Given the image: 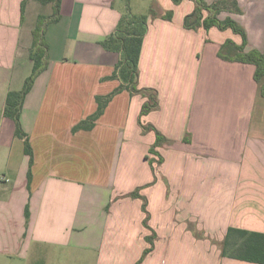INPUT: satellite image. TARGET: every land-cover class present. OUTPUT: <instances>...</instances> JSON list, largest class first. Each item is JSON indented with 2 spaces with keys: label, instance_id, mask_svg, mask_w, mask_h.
Here are the masks:
<instances>
[{
  "label": "crops",
  "instance_id": "obj_1",
  "mask_svg": "<svg viewBox=\"0 0 264 264\" xmlns=\"http://www.w3.org/2000/svg\"><path fill=\"white\" fill-rule=\"evenodd\" d=\"M23 1L0 0V264H261L237 258L229 231L264 233V78L226 57L264 51V0H203L229 5L218 18L246 42L231 27H187L195 0H62L21 113L32 167L5 106L32 72L37 18L54 7ZM142 16L137 86L156 106L142 114L150 93L125 89L92 129L73 131L122 84L108 77L123 47L102 42Z\"/></svg>",
  "mask_w": 264,
  "mask_h": 264
},
{
  "label": "trees",
  "instance_id": "obj_2",
  "mask_svg": "<svg viewBox=\"0 0 264 264\" xmlns=\"http://www.w3.org/2000/svg\"><path fill=\"white\" fill-rule=\"evenodd\" d=\"M27 0L23 1L22 9L24 10V5ZM43 4L52 3L54 7V12L52 15L41 14L38 16L36 25L33 29V41L30 50V57L33 61L32 72L26 79L24 86L20 90H12L7 95L5 115L14 119L16 124V135L18 137L24 138L25 143V153L30 157V166L32 167L34 162L33 150L29 141L28 135L23 131L21 124V113L23 109V104L27 94L31 91L35 80L37 77L45 71L50 62V44L46 37L47 28L51 23L57 22L61 18L60 10L62 5V0H39ZM178 2L179 0H175ZM197 3V8L193 15L186 18V26L193 27L195 25L203 24L207 29L212 26H217L220 29H226L231 27L235 32L241 33L246 42L245 31L233 20H220L218 18L219 13L222 8L230 7L226 4H213L211 6L207 5L203 0H195ZM223 5V6H220ZM232 6H237V4H231ZM231 8V7H230ZM203 9H207L209 14L204 17ZM171 12H169L166 17H171ZM146 19L147 17L142 16L139 18H133L130 23L125 22V32L121 31L124 24L120 27L119 32L114 36H110L105 39L102 43L107 48L114 47V43L120 42L123 47V57L121 62L117 65L114 73L108 78H119L122 84L113 90L111 93L103 96H97L98 108L86 119L81 120L77 125L73 127V131L80 129H92L95 126L96 121L104 113L105 107L110 102V100L119 92L124 89H129L131 93L142 92L150 93L149 101L144 105L142 114L147 113L152 107L156 106V92L152 89L138 88L137 78H138V63L140 58V53L142 49L143 37L146 32ZM121 31V32H120ZM240 52L232 57H226L233 61H242L246 63H252L256 66L255 79L260 82L264 78V51L257 49H252L248 52H244V47H239ZM224 56L222 52L219 53ZM155 93V95H154ZM262 93L264 95V84L262 85ZM165 138L160 132H157V141L155 145L161 144ZM154 152L155 148H151ZM31 169L29 171V181L31 178ZM134 195H137L134 193ZM144 210H146V205H144ZM28 215V211H27ZM235 232L237 236L239 235L240 244L237 245V250L235 254L237 258L242 260H247L251 262L264 264V233L261 232H248L240 229H230L229 234Z\"/></svg>",
  "mask_w": 264,
  "mask_h": 264
},
{
  "label": "rangeland",
  "instance_id": "obj_3",
  "mask_svg": "<svg viewBox=\"0 0 264 264\" xmlns=\"http://www.w3.org/2000/svg\"><path fill=\"white\" fill-rule=\"evenodd\" d=\"M108 79L111 80V79H119V78H108ZM118 87H119V86H118ZM124 90H125V89H124ZM127 90H129V89H127ZM129 91H130V90H129ZM112 99H113V98H112ZM112 99H111V100H112ZM111 100H110V101H111ZM97 104H98V102H97ZM108 104H109V103H108ZM108 104H107V105H108ZM106 107H107V106H106ZM106 107H105V108H106ZM97 108H98V107H97ZM92 114H93V113H92ZM92 114H91V115H92ZM86 118H87V117H86ZM86 118H85V119H86ZM83 120H84V119H83ZM150 159H151V157H150ZM151 166L153 167V164H151ZM131 167H132V168H130V169H136V167H135L134 165L131 166ZM130 169L127 170V177H128V178L131 177V175H132L133 172H136V171H137V170H130ZM104 171H105V170H104ZM152 175H153L154 179L157 177V176H156V173H155V169H154V167L152 168ZM103 176H104V173H103ZM118 176H119V171H118V173H117V177H118ZM141 188H142L141 186L136 187L133 191H130L129 193H127L126 196H129V197H133V196H135V197H137V196L139 195V192H140ZM134 193H136L137 195H134ZM237 238L239 239V235L237 236ZM239 244H240V242H239ZM231 249H232V250L234 249V251H235V250H237L238 248L235 247V246H233V247H231ZM228 250H229V249H228ZM234 251H232V253H233ZM235 252H236V251H235Z\"/></svg>",
  "mask_w": 264,
  "mask_h": 264
}]
</instances>
